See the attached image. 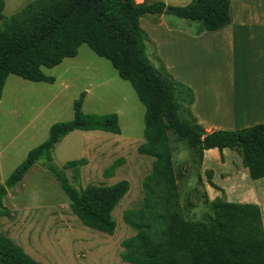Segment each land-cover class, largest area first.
<instances>
[{
	"label": "trees",
	"instance_id": "1",
	"mask_svg": "<svg viewBox=\"0 0 264 264\" xmlns=\"http://www.w3.org/2000/svg\"><path fill=\"white\" fill-rule=\"evenodd\" d=\"M0 0V96L5 80L12 75L31 83L53 84L42 69H51L73 58L85 45L105 59L117 77L129 84L144 108L142 143L138 155L151 159L150 170L141 180L142 198L135 209L121 214L134 235L120 242L119 259L126 264H264V234L255 205L226 202L220 192L204 203L205 219L186 220L178 195V175L172 168L168 134L185 141L199 167L208 149H229L240 158L250 180L264 177V123L235 131L205 133L190 114L193 102L189 88L174 81L158 60L155 67L146 54L149 39L139 20L161 14L197 23L196 34L226 26L228 0H190L185 6H168L151 0H31L18 12L5 17ZM168 9L169 12L164 10ZM155 23V21H154ZM83 93L72 102V118L51 124L47 136L31 148L24 159L0 184V218L6 192L14 188L38 161L53 178L67 201L70 213L85 228L111 236L115 221L112 211L127 193L129 184L119 180L109 186L74 188L64 172L70 171L77 184L79 169L86 159L66 162L59 170L51 163V151L73 131H99L119 135L115 114L95 115L81 111ZM123 160H114L102 176L110 178ZM199 179V178H198ZM0 264H40L0 233Z\"/></svg>",
	"mask_w": 264,
	"mask_h": 264
},
{
	"label": "rangeland",
	"instance_id": "2",
	"mask_svg": "<svg viewBox=\"0 0 264 264\" xmlns=\"http://www.w3.org/2000/svg\"><path fill=\"white\" fill-rule=\"evenodd\" d=\"M30 1L2 0V14L9 17ZM164 22L188 26L189 30L197 26L172 15H164ZM146 54L157 67L147 43ZM42 72L54 78L53 84L31 83L12 75L5 80L0 96V184L28 150L45 140L51 124L72 118V102L83 93L82 113L115 114L120 134L73 131L54 146L51 163L60 170L66 162L86 159L79 169L77 184L72 182L70 171L64 172L74 188L109 186L119 180L127 181L129 188L112 211L115 228L107 236L77 221L56 182L39 165L40 160L2 199L8 212L0 218V233L40 264H126L119 259L120 242L133 236L134 231L123 224L121 214L140 205L141 180L148 174L151 163L150 158L136 153L142 142L144 108L129 84L120 80L110 64L85 45L79 46L74 58H66ZM168 140L172 168L178 175L183 217L203 220L209 212L201 190V180L206 182V176L202 173L200 180L199 167L185 141L176 140L170 133ZM119 158L122 164L112 177L104 178L103 170Z\"/></svg>",
	"mask_w": 264,
	"mask_h": 264
},
{
	"label": "crops",
	"instance_id": "3",
	"mask_svg": "<svg viewBox=\"0 0 264 264\" xmlns=\"http://www.w3.org/2000/svg\"><path fill=\"white\" fill-rule=\"evenodd\" d=\"M159 1L185 6L190 0ZM164 15H147L139 26L154 58L174 81L191 90L190 114L204 132L264 123V0H228L229 23L200 34L197 26L189 30L168 25ZM238 159L229 149L203 151L200 180L210 171V182L222 190L226 202L255 205L264 234V177L250 180ZM201 190L207 201L221 196L203 180Z\"/></svg>",
	"mask_w": 264,
	"mask_h": 264
},
{
	"label": "water",
	"instance_id": "4",
	"mask_svg": "<svg viewBox=\"0 0 264 264\" xmlns=\"http://www.w3.org/2000/svg\"><path fill=\"white\" fill-rule=\"evenodd\" d=\"M164 11H165V12H169V10H168V9H165Z\"/></svg>",
	"mask_w": 264,
	"mask_h": 264
}]
</instances>
